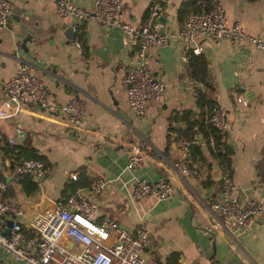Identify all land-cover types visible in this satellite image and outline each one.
Masks as SVG:
<instances>
[{
  "label": "crops",
  "instance_id": "crops-1",
  "mask_svg": "<svg viewBox=\"0 0 264 264\" xmlns=\"http://www.w3.org/2000/svg\"><path fill=\"white\" fill-rule=\"evenodd\" d=\"M92 12L77 24L74 17H62L55 0H13L12 13L0 29V105L3 83L17 69L20 60L42 77L51 98L65 103L83 100L85 116L77 128H70L64 116L26 102L8 118H0V179L7 184L2 197L13 201L22 218L42 208L45 199L55 201L74 192L78 177L87 181L78 187L91 194L95 176L107 179L105 189L95 195L93 219L114 218L119 225L147 227L155 245L146 252V261L165 264H264V213L234 235L218 223L219 213L210 209L211 199L220 196L216 158L206 145L189 151L194 174L177 179L179 188L168 198L147 195L141 203L133 200L134 181H151L175 174L173 163L184 152L176 146L180 132H170L183 122L170 120L175 111H197L195 91L201 86L187 69L188 58L175 39L151 45L144 62L166 83L160 102L149 100L144 116L128 106L122 78L138 59L137 44L120 27L104 28L93 15V0H71ZM226 10L227 23L238 19L246 32L264 37V0H219ZM150 0H122L125 19H147ZM168 0L162 16L164 28L179 29L186 17L182 3ZM31 34L32 45L18 56L22 37ZM84 39L79 51L75 38ZM202 54L214 84L210 92L224 108L230 122L227 142L231 145L230 174L235 195L243 201L255 197L264 203V51L246 41L198 37ZM248 55L252 56L248 60ZM244 94L247 105L236 102ZM20 132L16 134V128ZM14 137V142L8 139ZM138 146L140 160L128 168L129 154ZM34 149L47 163L49 172L38 181L18 178L13 167ZM71 173L77 177L72 178ZM76 189V190H77ZM51 206V205H49ZM10 213L5 214L6 224ZM8 225V224H7ZM207 226L212 227L211 231ZM29 234V228L25 227ZM0 264H21L1 254Z\"/></svg>",
  "mask_w": 264,
  "mask_h": 264
},
{
  "label": "built area",
  "instance_id": "built-area-1",
  "mask_svg": "<svg viewBox=\"0 0 264 264\" xmlns=\"http://www.w3.org/2000/svg\"><path fill=\"white\" fill-rule=\"evenodd\" d=\"M168 0H150L146 21L125 19L122 0H93V15L104 28L120 27L125 36L137 44L138 59L129 65L122 78L127 90L128 106L137 116H144L149 100L160 102L166 83L157 78L144 57L151 45L167 43L175 39L184 50V58L190 53H202L203 47L198 37L218 40L227 38L232 42L246 41L258 51H264V37L245 31L238 19L227 23L226 10L219 0H211L208 7L189 12L182 26L175 31L164 28L162 16ZM13 0H0V29L10 19ZM55 7L62 17L72 16L77 24L88 19L92 12L75 4L71 0H55ZM75 43L83 51L84 39L77 35ZM248 60L252 59L248 55ZM0 105V118L12 117L23 103L36 105L64 116V122L70 128L80 127L84 116L83 100L73 97L65 103H59L50 97L44 79L31 70L30 64L20 60L15 73L3 83V99ZM236 102L247 105L249 100L244 94H237ZM212 123L220 132H228L230 122L224 108L216 103L211 113ZM20 129L16 128V134ZM0 138L2 134L0 133ZM14 142L15 138L8 139ZM200 142V135L190 138L179 135L174 143L184 149L183 154L174 161L173 176H164L151 181L139 178L134 181L131 196L141 203L147 195L158 199L171 197L179 188L177 179H185L194 174L189 160L190 147ZM210 144L214 142L210 139ZM141 151L134 146L129 154L127 167L131 168L140 160ZM13 171L18 178L31 177L37 180L49 172L47 163L38 158L20 157ZM220 196L211 199L210 209L219 213V225L234 235L246 229L250 223L264 213V203L255 197H246L243 201L235 195V183L228 170L220 169ZM76 178V173L70 174ZM107 179L95 176L90 182L91 194L79 188L45 209L33 212L26 220L22 210L10 199L2 197L7 188L0 179V257L5 254L9 259L21 264H165L159 260L146 261V252L155 245V237L147 227L138 225L132 229L123 227L108 216L100 222L93 219L97 198L107 185ZM10 213L11 224L6 233L5 214ZM29 228V234L25 233ZM212 227L207 226L211 231Z\"/></svg>",
  "mask_w": 264,
  "mask_h": 264
},
{
  "label": "trees",
  "instance_id": "trees-1",
  "mask_svg": "<svg viewBox=\"0 0 264 264\" xmlns=\"http://www.w3.org/2000/svg\"><path fill=\"white\" fill-rule=\"evenodd\" d=\"M210 2L211 0H193V2H184L182 3L181 12L188 14L191 11H197L202 7H208ZM187 69L190 74L201 83V86L197 87L195 91L197 111L195 112L191 109L175 111L170 120L183 122L184 125L175 127L170 124L169 131H178L181 135L188 138L199 134L200 142L191 145L192 152H197L199 150V145H206L216 158L220 169L228 170L230 172L232 148L227 142V132H220L211 121L212 109L218 101L210 93L214 90V84L208 71V61L206 57L202 53L195 54L191 52L188 58ZM210 139L214 142L213 146L210 144ZM26 155V157L42 159L34 149H31ZM87 184V181H82L80 177H78L74 190L78 187L86 186Z\"/></svg>",
  "mask_w": 264,
  "mask_h": 264
},
{
  "label": "water",
  "instance_id": "water-1",
  "mask_svg": "<svg viewBox=\"0 0 264 264\" xmlns=\"http://www.w3.org/2000/svg\"><path fill=\"white\" fill-rule=\"evenodd\" d=\"M32 41H31V34L28 33L26 35H24L22 37V40L20 42V47L19 49L17 50V54L18 56H23L27 51H28V48L31 47L32 45ZM218 171V178L220 179L221 178V174H220V169L217 170ZM43 177H39L38 178V181L42 180ZM54 204V201L50 200V199H47L45 198L41 203H40V206H42V209H45L47 208L49 205H53ZM8 227L7 229L5 230L6 233H9V226L11 224V220L8 221Z\"/></svg>",
  "mask_w": 264,
  "mask_h": 264
}]
</instances>
